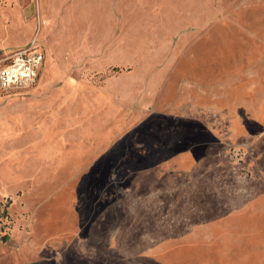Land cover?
<instances>
[{
    "label": "rangeland",
    "instance_id": "obj_1",
    "mask_svg": "<svg viewBox=\"0 0 264 264\" xmlns=\"http://www.w3.org/2000/svg\"><path fill=\"white\" fill-rule=\"evenodd\" d=\"M33 40V85L0 89V264H164L139 255L150 239L170 264H264V198L224 241L193 228L212 193L252 172L264 189V0H0L2 44ZM17 93L34 97L3 113ZM158 152L186 174L152 194L138 174ZM210 173L231 176L196 185Z\"/></svg>",
    "mask_w": 264,
    "mask_h": 264
},
{
    "label": "crops",
    "instance_id": "obj_2",
    "mask_svg": "<svg viewBox=\"0 0 264 264\" xmlns=\"http://www.w3.org/2000/svg\"><path fill=\"white\" fill-rule=\"evenodd\" d=\"M32 42H36V41L33 40ZM30 44H28V45H30ZM28 45L21 47V48H19V47L14 48L10 45H3L2 41H0V49L5 51V55L10 53V52H12L11 55H13L16 51H18L22 48H25ZM14 49H16V50H14ZM11 55H9L4 60H2L0 62V64L3 61H5L6 59H8ZM17 94H16L15 98L12 99L11 101L9 98L7 99L8 101H10L9 102L10 104L3 105V110H2L3 113H5V112L11 113L10 110H15L18 108L20 109L21 107H24L25 106L24 102H26L28 100H32L34 97V95L33 96H31V95L22 96L21 95L22 93H17ZM3 100L4 99H2V101ZM7 100L5 99V101H7ZM58 117H59V114L53 115V130H54V127H57L55 124H58L57 123ZM2 121H4L2 123L5 125H9V123H10L9 120H7V118L2 119ZM61 125L65 126V124H61ZM65 127H60V129H62L60 131L61 136H63V134H66ZM60 132L58 131L57 134H59ZM103 143H104V140H103ZM103 143L102 142H101V144L99 143L98 147L96 148V152H97L96 156L95 155H89L88 152H83L82 155H80V159L78 161H76L75 163L88 166V165L96 163V161H100V159H101L100 151L104 150L106 148V147H104ZM152 149H154L153 144H152ZM172 159L173 160H171V157H168L164 153L158 152V153H156V156H154V154H153V156L149 159V161L147 160V162H145V164L147 165L146 169L143 172H141L140 174H138V176L140 175V177L145 176L147 179L151 180V184H150L151 188L150 189H151L152 194H154V191L159 190V187L154 185V180H159L157 178L158 177L162 178V176L165 173L168 174L170 165L177 166L178 171L179 170L182 171L181 173H178L177 176L182 174L183 177H185L186 173H183V172H185V166H186V164H184L185 160L181 161L180 158H177V157H174ZM155 165L160 166V168L155 170V168H154ZM164 165H167L168 169H165ZM230 176H231V173H210V174H205V175L204 174H195V183H196V185H198L199 182L203 183V182H205V178L209 179L212 182L213 181L219 182V181H222L225 177L229 178ZM260 180H262V174L252 172L250 174V177H249V181L251 183H249V182L245 183L246 184L245 189L243 191H241L240 194H239V192H234L236 194L232 193V189L230 190L229 193H228V191H225L222 193L221 192L212 193V197L215 198V208L213 206H211L212 207L211 209H207L206 206H201L199 208L200 211L198 212L199 213L198 217H197V214H193V219L197 217L200 220H205L204 215L210 211V213L211 214L213 213V215H214V220L201 221V222L195 223L193 225V228L196 227V228H199V230L210 229L212 231L210 237L211 238L213 237L214 239H221L222 240L223 236L227 237L226 231L229 230L230 228L234 227L233 226L234 218L236 216L240 215L241 213H243L245 211V209L253 206V204H258V203L262 202V199L264 198V189L262 188L263 184L260 183ZM218 185H219V183L216 184V186H218ZM250 186H252V187H250ZM183 187H185V185H183ZM160 188L163 189V185ZM200 190L203 191L202 189H200ZM116 207H117V209L118 208L121 209V206H119V207L115 206V208ZM146 211H147L146 213L149 212L148 208ZM206 219H208V218H206ZM114 234L116 235V231ZM193 234L195 235V232L192 229H188V230L185 229L184 231H182L178 235V237L181 239L182 238L186 239L187 237H190ZM222 241H224V240H222ZM166 244H167L166 239H163L160 241H153V239H150L149 241L146 242L145 250L144 251L142 250V252H140L139 255L149 257V258L151 257L152 259L162 261L164 264H170L167 259L162 260L159 255H157V256L155 255V253L158 252L159 250H161L163 248V246Z\"/></svg>",
    "mask_w": 264,
    "mask_h": 264
},
{
    "label": "built area",
    "instance_id": "obj_3",
    "mask_svg": "<svg viewBox=\"0 0 264 264\" xmlns=\"http://www.w3.org/2000/svg\"><path fill=\"white\" fill-rule=\"evenodd\" d=\"M43 60V48L36 42L16 51L0 64V89H28L35 82Z\"/></svg>",
    "mask_w": 264,
    "mask_h": 264
}]
</instances>
